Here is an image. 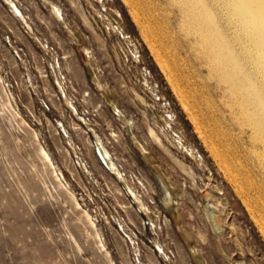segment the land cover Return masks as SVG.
Masks as SVG:
<instances>
[{"label":"rangeland","instance_id":"374dc122","mask_svg":"<svg viewBox=\"0 0 264 264\" xmlns=\"http://www.w3.org/2000/svg\"><path fill=\"white\" fill-rule=\"evenodd\" d=\"M4 1L0 264H264V150L252 141L239 93L205 56L214 45L203 49L191 24V8L212 0H13L23 19ZM206 192L217 197L209 208L219 229L207 218Z\"/></svg>","mask_w":264,"mask_h":264},{"label":"bare ground","instance_id":"6f19581e","mask_svg":"<svg viewBox=\"0 0 264 264\" xmlns=\"http://www.w3.org/2000/svg\"><path fill=\"white\" fill-rule=\"evenodd\" d=\"M5 1L9 5L7 8L11 10L14 18L18 17L23 19L25 17L20 8L15 3L16 1ZM191 1L192 0H187V4L192 3ZM197 1L200 2V0ZM48 3L51 8L50 10L58 15L60 19H62L60 9L53 2L48 1ZM70 3H72V1ZM211 12H214L213 14H215V18L212 19L210 16V20L209 17H206V15ZM191 18V24L194 27L193 29L198 32L199 36L201 37V41L205 44L202 46V48L204 49L205 47V50L206 48L208 50L209 45H214L215 47L212 51H210V49L208 50L210 51L211 56L206 53L208 55L205 56H208V58H205H207L209 62H215L214 66L217 65V71L220 73L225 83H227L226 89L236 92V95L239 93L240 96H236L237 106L241 109L243 119L246 122L245 124L250 128L252 141L257 143L262 148V150H264V0H212V3L191 8ZM199 41L200 40H198V42ZM80 49H82L87 63L91 61L90 59L93 56L91 55L90 50L84 47H80ZM207 59L205 60L207 61ZM158 62L159 61H157V63ZM211 64L213 65V62ZM161 69H163V66ZM71 109H73L74 113L78 115L75 108ZM117 113L120 120H123L126 123L128 127V134L139 146L144 159L147 161V163L155 166V160L152 157L150 151L139 141H137L135 135L132 133L131 120L125 118V116L119 110ZM74 126L76 127L77 125ZM77 129H81V127H78ZM63 132H66L64 128ZM112 135L116 137V134ZM148 137L158 142L160 146H163L158 133L151 127H148ZM67 139H70V137ZM178 143H180L179 148H183L184 151L191 155V149L189 147L184 146L180 141ZM38 149L40 156L52 168L55 179L63 187V174L56 173L57 169L54 167V163L48 152L42 146H39ZM98 151L104 162L114 171L117 176L120 177V179L124 181L123 177L119 174V171L113 162L108 149L100 144L98 145ZM163 181L164 180H162V183L164 185ZM64 188L69 194V198L71 199L74 206L78 209H81L82 214L90 227L95 229L94 221L89 212L86 209H82L80 207V204L70 187L64 186ZM116 191L120 193L117 188ZM129 193L131 196H133L136 202L139 203L142 210H145L143 202L136 196V194H132L133 191L131 190ZM168 194V198L165 197L163 199L164 203L167 205L173 203V196L171 195L172 193ZM204 198L206 201L205 211L207 218L211 222L213 228L219 229L220 223L218 215L213 210H211V208H209V202H211V200H217V197L209 192H206L204 194ZM94 234L97 236L96 232H94ZM100 246L103 248L101 243Z\"/></svg>","mask_w":264,"mask_h":264},{"label":"built area","instance_id":"2783aa9c","mask_svg":"<svg viewBox=\"0 0 264 264\" xmlns=\"http://www.w3.org/2000/svg\"><path fill=\"white\" fill-rule=\"evenodd\" d=\"M120 34H122V33H120ZM121 38L123 39V38H125L124 36H123V34L121 35ZM99 154V153H98ZM99 158H100V160H101V157L99 156Z\"/></svg>","mask_w":264,"mask_h":264}]
</instances>
